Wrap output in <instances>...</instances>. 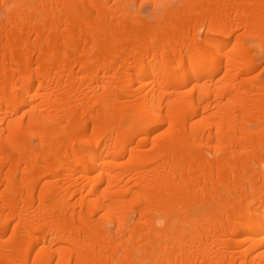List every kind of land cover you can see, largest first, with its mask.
<instances>
[{"label":"bare ground","instance_id":"bare-ground-1","mask_svg":"<svg viewBox=\"0 0 264 264\" xmlns=\"http://www.w3.org/2000/svg\"><path fill=\"white\" fill-rule=\"evenodd\" d=\"M0 264H264V0H0Z\"/></svg>","mask_w":264,"mask_h":264},{"label":"rangeland","instance_id":"rangeland-1","mask_svg":"<svg viewBox=\"0 0 264 264\" xmlns=\"http://www.w3.org/2000/svg\"><path fill=\"white\" fill-rule=\"evenodd\" d=\"M1 1H2V0H1ZM146 7H149V4H147ZM13 223L15 224V222H12V223L10 224V228L14 225ZM11 229H12V228H11Z\"/></svg>","mask_w":264,"mask_h":264}]
</instances>
